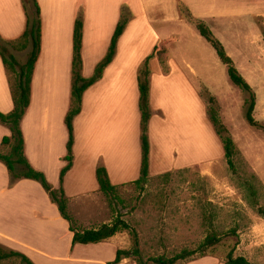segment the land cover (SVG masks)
<instances>
[{"label": "crops", "instance_id": "0c3cea01", "mask_svg": "<svg viewBox=\"0 0 264 264\" xmlns=\"http://www.w3.org/2000/svg\"><path fill=\"white\" fill-rule=\"evenodd\" d=\"M17 1L19 7L14 21L6 26L0 24V34L6 41L18 39L25 29L26 17L20 0ZM37 1L41 11V48L32 74L30 104L21 121L24 153L30 164L47 177L45 159L50 152H55L56 175L59 177L65 165L62 160L68 140L64 118L71 104L73 26L81 0ZM123 1H127L132 19L120 36L116 55L102 78L83 93L81 111L73 120V164L63 180L69 202L81 198L89 201L102 193L95 175L100 164L106 168L113 185L132 182L139 177L141 143L137 75L140 65L151 53L155 55L150 60L149 175L184 162L192 163L197 157V145L193 151L192 138L182 137V147L177 149L176 145L180 143L176 142V136L186 126L199 127L198 83L210 71L195 44L200 37L196 31L188 30L191 27L180 13L179 3L193 18L202 20L209 27L234 63L236 54L248 60L255 59L256 51L264 49V0H118L110 13H94L91 21L89 3L84 0L81 48L84 77L93 74L96 64L106 54ZM179 29L188 33L194 47L189 45L191 41L185 42L180 37ZM249 49L255 54H246ZM185 64L190 67V72ZM6 74L0 58V111L3 113L13 109ZM172 97L177 99L175 108L170 106ZM165 129H170L172 136H167ZM9 134L10 131L0 125V149L2 138ZM167 146H171L169 151L164 150ZM54 148L57 149L53 151ZM72 174L77 176L73 187L70 183ZM3 177L2 187L7 192L1 196L0 189V207L12 208L20 202V195H27L20 200L26 203L23 210L27 213L24 219L28 221L23 224L0 221V225L4 224L0 227L1 245L24 253L32 261L37 254L71 264H106L115 258L118 249H122L116 235L99 243L72 246L73 233L69 223L61 217L56 205H51L50 199L39 191L34 180L21 179L8 189L5 172ZM8 198L13 200L7 201ZM60 231H65L70 240L66 254L46 253L33 244L35 241L38 245L39 234L56 235ZM79 245H88L97 251L78 252Z\"/></svg>", "mask_w": 264, "mask_h": 264}, {"label": "rangeland", "instance_id": "374dc122", "mask_svg": "<svg viewBox=\"0 0 264 264\" xmlns=\"http://www.w3.org/2000/svg\"><path fill=\"white\" fill-rule=\"evenodd\" d=\"M87 1L91 21L95 17L94 13L100 11L110 13L113 6L116 7L118 0ZM124 5L128 6L127 1L121 4L120 13ZM78 6L83 9L84 22V0H81ZM18 7L17 0H0V24L6 26L12 23ZM186 22L191 27L188 30L192 33L196 31L200 37V41L195 44L203 59L206 60L210 73L201 78L198 83L201 101L199 127L191 129L186 126L181 134L176 136V142L180 143L176 145V148L181 146L182 137L188 136L190 140L192 138L193 151L196 150L197 145V157L193 158L192 163L184 162L176 167L149 175L142 187L134 184L133 181L117 185V196L114 199L102 192L93 198L95 200L88 201L81 198L79 202L68 201L67 211L73 217L75 227L80 230L95 228L104 222L109 223L117 216L133 227L137 232L138 252L137 254L131 252L122 260V264H156L155 259L158 257L169 258L184 249L195 250L209 233L210 220L221 238L220 242L206 255L196 253L185 260H179L176 264H226L229 252H232L234 256L245 257L249 264H264V131L251 127L246 122L244 101L247 93L230 82L227 67L218 59L214 48L199 35L193 22L188 19ZM177 33L185 39V42L191 41L187 32L179 29ZM0 37L5 40L1 34ZM18 39L1 44L5 45L9 53L22 63L27 58L29 47L23 48L22 40ZM193 44V41L189 43L194 47ZM246 54L252 55L255 52L249 49ZM255 56L257 58L248 60L236 54L235 66L255 92L253 115L264 124V49L256 51ZM191 64L194 66L193 62ZM184 67L190 72L189 66L185 64ZM6 73L9 84L13 83L15 74L11 70H6ZM173 98L170 106L175 108L177 99ZM210 98L214 99V102L210 101ZM212 108L216 109L222 123L234 139L235 171L229 168L223 155L221 141L209 120L207 113ZM5 129L10 131L7 126ZM164 133L172 136L170 129H165ZM170 147L167 146L164 150L169 151ZM56 149L54 148L53 151ZM0 151L7 152L8 148L2 147ZM54 155L55 152H50L48 159L47 157L45 159L48 163L49 176L46 178L54 188L58 189L60 181L56 175L57 163ZM62 161L66 165L64 157ZM0 167V189L1 196H4L7 189L2 187V181L5 179L3 174L4 172L6 174L8 189L11 187L10 175L2 162ZM70 177L73 187L77 176ZM33 182L49 199L40 183L35 180ZM8 195L11 194L8 192ZM26 196L20 195L18 198L20 202L13 203L12 208L1 206L0 221L4 220L6 224L11 221L15 224L27 222L28 220L24 219L27 213L23 210L26 203L20 200ZM39 199H41L40 196ZM12 200L7 199V201ZM49 203L53 204L51 201ZM1 226L4 227V224ZM38 238V245L33 241V244L38 246L36 248L46 253H55V255L66 254L70 245L65 231L57 232L56 235L39 234ZM115 239L122 249L133 250L134 242L129 231L118 232ZM79 246L81 248L78 252L97 251V248H89L88 245ZM98 252H101V249ZM55 260L59 259L37 254L33 258V261L40 264H71L63 260ZM2 264H19V260L9 259Z\"/></svg>", "mask_w": 264, "mask_h": 264}, {"label": "trees", "instance_id": "16d2710c", "mask_svg": "<svg viewBox=\"0 0 264 264\" xmlns=\"http://www.w3.org/2000/svg\"><path fill=\"white\" fill-rule=\"evenodd\" d=\"M26 17L25 30L19 37L22 40L23 48L29 47L27 58L20 63L16 57L9 53V49L1 43L12 42L3 40L0 37V57L6 68L15 74V80L10 84L13 109L8 113L0 111V124L10 129V136H5L1 140V146L7 147V152L0 151V162H2L10 175V183L12 186L20 179H31L40 183L42 188L48 194L50 201L56 205L60 215L69 223V229L73 233L71 245L75 244H91L105 241L121 231H129L133 238L134 247L132 251L118 249L115 258L106 264H119L123 258L130 255L131 252L137 254L138 237L136 230L125 222L121 217H116L109 223H103L98 227L90 229H77L73 217L67 211L68 199L64 193L63 180L65 174L70 170L73 164V144L74 129L73 120L80 113L82 106L83 93L94 83L102 78L105 68L112 62L116 55L117 43L132 19V14L127 5L121 9L120 19L116 24L112 34L108 50L104 57L96 64L94 72L90 77L82 75V34H83V9L78 6L73 26L72 37V67H71V105L65 115V125L68 131V140L66 143V155L64 160L66 165L61 169L59 175L60 186L54 188L47 180L45 174L35 169L27 159L24 153V137L21 129V121L30 104L31 81L34 65L37 61L41 48V11L37 0H20ZM178 9L184 18L194 23L199 34L214 48L219 60L227 67V74L230 82L247 93L244 101V118L246 122L256 129L264 131V124L257 120L254 115L255 108V92L251 85L239 72L233 59L227 54L222 43L216 38L209 27L200 19L193 18L182 3L178 4ZM264 36V28L262 29ZM19 40V39H16ZM15 40V41H16ZM155 53L148 55L138 69L137 81L139 90L138 107L140 111V143H141V163L139 177L133 181L138 186H143L149 177V151L150 142L148 136V124L152 115L150 106V60ZM214 102V99L210 98ZM208 117L213 125L214 131L219 137L223 155L229 168L235 171L233 157L235 156V142L215 108L208 110ZM96 180L99 189L109 198L117 196V186L113 185L108 177L106 168L98 165L95 171ZM209 233L195 250L184 249L180 253L172 257L164 256L155 259L156 264H176L179 260L200 253L206 255L211 248L218 244L221 240L216 233L211 220L208 225ZM9 259H18L19 264H35L24 253L6 247L0 244V264ZM226 264H249V261L243 256H234L229 252L226 257Z\"/></svg>", "mask_w": 264, "mask_h": 264}]
</instances>
